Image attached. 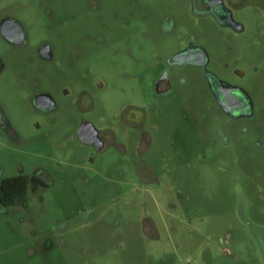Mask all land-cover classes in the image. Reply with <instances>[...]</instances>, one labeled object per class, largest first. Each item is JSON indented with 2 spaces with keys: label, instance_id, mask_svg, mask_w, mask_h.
Listing matches in <instances>:
<instances>
[{
  "label": "rangeland",
  "instance_id": "obj_1",
  "mask_svg": "<svg viewBox=\"0 0 264 264\" xmlns=\"http://www.w3.org/2000/svg\"><path fill=\"white\" fill-rule=\"evenodd\" d=\"M240 15L247 29L236 33L187 0H0V22L15 16L30 33L18 50L0 35L12 125L0 128V264H264V14ZM192 36L210 71L250 91L253 118L224 114L199 68L168 63ZM164 69L173 89L159 95ZM35 79L59 110L35 107ZM82 90L98 98L93 112L78 110ZM87 120L118 146L82 143ZM20 174L29 193L6 206L2 180Z\"/></svg>",
  "mask_w": 264,
  "mask_h": 264
},
{
  "label": "flooded vegetation",
  "instance_id": "obj_2",
  "mask_svg": "<svg viewBox=\"0 0 264 264\" xmlns=\"http://www.w3.org/2000/svg\"><path fill=\"white\" fill-rule=\"evenodd\" d=\"M187 1L190 3L191 11L194 16L198 18H211L219 27H226L227 29L236 33L246 31L247 29L245 18L240 15L243 11L254 16H261L264 14V0H249V2L243 4L239 8L233 5V0ZM165 13H167V16L163 22V28L166 33L172 32L175 28V18L172 15L173 12ZM0 35L11 47H14L17 50L30 45L29 31L22 21L15 16H5L2 18L0 22ZM206 36L209 37L211 35L207 34ZM220 38V36L215 37L217 42L220 40ZM217 42L216 46H219ZM177 46L184 47L177 50L174 52V54L168 57V63L171 66H192L199 68L203 73H205L210 92L214 96L218 105L221 107V111L224 114H227L234 120H240L241 118H253V115L255 114V106L250 91L242 85L220 78L209 70L208 64L211 58L207 49L204 47L206 45L196 41V38L192 36L187 41H184ZM37 53L43 61H52L54 59V48L49 42H42L38 47ZM2 67V60L0 59V68ZM172 78L173 77L171 76L170 69H164L163 72L159 74L155 82L156 93L159 95L169 94L173 89ZM35 80V84L38 87V89L35 91V94L33 95V103L35 107L44 112L59 110L60 107L51 91H45L43 88H41L39 79ZM100 86L103 87V84L101 83ZM66 95H69V92ZM76 103L79 106L78 110L82 112H93V110L96 109L98 105V98H95L89 91L82 90L75 104ZM0 111L2 113L0 117V128L5 131H10L12 129V125L10 124L8 117L1 106ZM105 111L107 112V110ZM139 111L140 110H138V112ZM141 119H143L142 114L138 119L139 123L134 124L133 126H139ZM89 123L93 124L87 120L83 122L81 127ZM94 126L97 128L100 140L103 142V148L101 150H96L103 151L110 143L115 142L116 134L107 126L105 128H99L96 125ZM221 140L225 144L230 142V133L225 128H221ZM259 144H261V142H259ZM116 146L118 145L116 144ZM119 146H121L123 151H125V144L120 143ZM147 166L149 170L148 173L151 174L154 182H157L158 180H155L156 175L154 168L149 164H147ZM140 172L142 176H145L144 171L140 170Z\"/></svg>",
  "mask_w": 264,
  "mask_h": 264
},
{
  "label": "trees",
  "instance_id": "obj_3",
  "mask_svg": "<svg viewBox=\"0 0 264 264\" xmlns=\"http://www.w3.org/2000/svg\"><path fill=\"white\" fill-rule=\"evenodd\" d=\"M30 189V176L20 174L2 180V203L6 206L13 205L20 197H26Z\"/></svg>",
  "mask_w": 264,
  "mask_h": 264
},
{
  "label": "water",
  "instance_id": "obj_4",
  "mask_svg": "<svg viewBox=\"0 0 264 264\" xmlns=\"http://www.w3.org/2000/svg\"><path fill=\"white\" fill-rule=\"evenodd\" d=\"M1 114L2 113L0 111V117ZM77 137L82 143L93 146L97 150H101L103 148V142L100 140L98 130L91 123L81 127L78 130ZM1 176H2V171L0 169V179Z\"/></svg>",
  "mask_w": 264,
  "mask_h": 264
},
{
  "label": "crops",
  "instance_id": "obj_5",
  "mask_svg": "<svg viewBox=\"0 0 264 264\" xmlns=\"http://www.w3.org/2000/svg\"><path fill=\"white\" fill-rule=\"evenodd\" d=\"M247 2H249V0H233L232 3H233V5H234L235 7L239 8V7H241L243 4H245V3H247ZM137 173H138L139 178H141V179H144V178H145V176H142V175H141V172H140V168H139V166H138ZM155 180H156V178H155Z\"/></svg>",
  "mask_w": 264,
  "mask_h": 264
},
{
  "label": "built area",
  "instance_id": "obj_6",
  "mask_svg": "<svg viewBox=\"0 0 264 264\" xmlns=\"http://www.w3.org/2000/svg\"><path fill=\"white\" fill-rule=\"evenodd\" d=\"M186 264H193V262H191L190 260H188V262Z\"/></svg>",
  "mask_w": 264,
  "mask_h": 264
}]
</instances>
